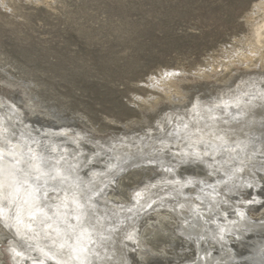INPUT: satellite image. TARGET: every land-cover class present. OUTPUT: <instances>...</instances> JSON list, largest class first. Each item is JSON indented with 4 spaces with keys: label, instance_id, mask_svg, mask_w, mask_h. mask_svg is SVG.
<instances>
[{
    "label": "rangeland",
    "instance_id": "1",
    "mask_svg": "<svg viewBox=\"0 0 264 264\" xmlns=\"http://www.w3.org/2000/svg\"><path fill=\"white\" fill-rule=\"evenodd\" d=\"M263 76L264 0H0V96L27 109L22 118L35 117V126L45 118L51 127H43L52 131L69 126L109 140L123 130L159 131L169 125V114L185 108L229 115L234 109L228 100L242 91L236 84L246 80L251 88L255 82L264 91ZM145 167V173L160 169L150 161L125 166L114 178L120 183L114 194L140 187L145 173L138 172ZM260 175L259 192L245 193L256 198L258 217L264 215ZM156 218L141 231L147 264L164 246L178 245L173 220ZM0 227L7 230H0V242L3 234L14 238L3 221ZM7 248L0 244V263L14 264Z\"/></svg>",
    "mask_w": 264,
    "mask_h": 264
},
{
    "label": "bare ground",
    "instance_id": "2",
    "mask_svg": "<svg viewBox=\"0 0 264 264\" xmlns=\"http://www.w3.org/2000/svg\"><path fill=\"white\" fill-rule=\"evenodd\" d=\"M239 82L236 86L240 87L241 93L228 100L234 113L218 115L194 107L178 113L175 110L174 114L173 111L172 114L168 112L171 117L169 125L153 131L157 133L155 135L152 128L147 130L148 127L144 128L147 131L141 128L144 132H140L141 129L118 131L109 140L97 139L79 129L77 133L71 132L69 126L52 131L44 128L51 127L45 118V121L41 120L42 126H35L32 124L34 113L28 115L33 119L22 118L27 109L23 108L24 112L18 110L0 96V177L3 171L8 170H2V165L7 168L13 165L8 156L27 163L15 175L23 179L22 188L10 190L0 179V215L17 232L15 234L10 229L14 238L6 234L1 236L0 244H7L12 255L10 261L14 264H51L50 260L55 258L62 264H147L150 258L146 261L140 255L143 223L162 215L159 220H173L171 236L178 245L168 251L164 246L162 253L159 252L161 254L153 258L154 263L151 264H230L232 252L227 250L229 248L219 250L218 246L227 241L236 243L237 238L255 230L248 221H264V215L258 217L256 198L245 196V193L256 194L261 185V175L256 170L264 172V91L255 82H251V88L246 87L250 84L245 83L246 80ZM230 90V93L233 92V88ZM23 133L31 135L20 140L18 137ZM38 133L41 135L38 136ZM84 143L95 145V148L88 149L86 155L87 146ZM104 148L110 153L102 152ZM167 150L170 151L168 154ZM96 152L106 157L102 160L94 158ZM147 153H156L159 159L142 161L160 160L162 171L158 173L160 169L153 167L152 172L145 173L149 168L141 169L138 173H145V181L139 184L140 187L137 185L133 190L131 187L123 196H116L114 189L120 186L119 179L114 180L117 179L116 174L125 166L139 162H129L131 158ZM198 162L201 166L196 164ZM183 164L188 166L181 167ZM54 166L56 174L64 180L63 185L55 182L51 170ZM71 168L77 174L70 173ZM84 169L90 172L87 177L82 173ZM193 169H196L195 174H186ZM197 173L211 176L200 178ZM32 175L37 177V186L29 181ZM39 189L45 193L42 200L34 196ZM21 191L32 199L33 210H24L20 202L15 207L13 202L16 198L10 201L9 194H20ZM101 191L102 194H98ZM234 194L238 197H233ZM95 198L105 207L102 211H94ZM46 206L52 207L48 214L44 210ZM38 211L45 217L44 222L39 224L35 223ZM137 212L141 215L132 219L138 215ZM257 227L256 230L259 229ZM0 230L7 231L2 227ZM200 238H207L208 241L201 243ZM88 242L96 244L92 245L97 247L92 248L94 257L98 258H95V263L89 258L85 262L82 257ZM215 250L217 252L213 257L211 253ZM252 250L260 251L258 247ZM153 251L149 249L146 252ZM170 251L173 257H168ZM247 252L244 254L246 257L250 254V251Z\"/></svg>",
    "mask_w": 264,
    "mask_h": 264
},
{
    "label": "water",
    "instance_id": "3",
    "mask_svg": "<svg viewBox=\"0 0 264 264\" xmlns=\"http://www.w3.org/2000/svg\"><path fill=\"white\" fill-rule=\"evenodd\" d=\"M17 134H18V132H17ZM30 135H31L30 133H23V135H20V137H18V138H20V140H21V138H23V136H25V139H26V138H29ZM97 144H98V142H97ZM84 145L87 146L88 148H95V145L91 144V143L90 144L84 143ZM107 151H109V150L104 148L102 152L106 153ZM168 152H170V151L167 150V154H168ZM27 153H30V152L27 151ZM107 153H110V151L107 152ZM86 154L87 153H85L84 155H86ZM104 156L105 155L103 153H100V152H96V154H94V158H97V159L105 158ZM157 157L158 156H157L156 153H152V154H148L147 153L145 155H138L135 158H131V160H129V162H131L133 160H139V161L141 160L142 161V159H150V158L151 159H159ZM8 160L13 165L11 167H9V168H7V166H3L2 165V167H4L2 170H4V169H8V170H6L5 172L3 171L4 174H2V177H4V178L0 177V179L9 187L10 190H12V189L18 190V189L22 188V184H23L22 180L23 179L16 178L15 175L18 172L20 173L22 171V168H24L25 164H27V163H25V160H24V162H23V160H20V161L18 159L16 160L15 157H12V156L11 157L8 156ZM171 160L178 161V160H175V158H171ZM155 163H156V165L162 166V162L160 160H155ZM46 164H48V163H46ZM196 164L201 165L199 162L196 163ZM55 166L51 169L52 170V174L54 175L55 182L60 183V184L63 185L64 180L61 177H59V175L56 174ZM183 166H184V164L181 167H183ZM69 171H70V173L72 171L73 174H77L75 170L74 171L72 170V168L69 169ZM256 172H257L258 175L262 173V171H259V170H256ZM36 179H37V177L32 175L29 178V181H31L32 183H35V185H36L37 184L36 183L37 182ZM201 186L203 187V190H204V186L203 185H201ZM23 188H25V187H23ZM102 191H103V189H102ZM102 191H101V193H98V194H102ZM24 194L25 193H23L22 191H21L20 194H15V192H14V194H9V199H10V201L12 200L11 202H13L15 200V198H16V201L13 202V205H15V207L20 202V205H22V207H24V210L27 211L29 208L33 210L32 199H28V196H26V194L25 195ZM20 195L22 197H21V199L18 200L17 198ZM34 196L36 198H38V199L41 198V200H42V198H44V196H45V193H44L43 190L39 189V190H36ZM46 196H48V195L46 194ZM96 197H97V195H96ZM233 197H238V196L234 194ZM92 200H93V196H92ZM95 200H96V198H95ZM103 208H105V207L100 205L98 203V200H96V204L94 205V211L99 210V209H101V211H102ZM44 210H47L46 212L48 214V212H50L52 210V207L46 206ZM143 210H147V209H143ZM94 213H96V212H94ZM137 214L138 215L137 216L135 215L132 219H136L137 217H139L141 215V212H137ZM35 216L38 217V219H37V221L35 223L38 222V224H39V223H43L44 222V220H45L44 218L45 217L42 214V212L38 211L35 214ZM0 218L2 219L1 215H0ZM219 218L220 217H218V219ZM2 220L7 225L9 230L11 229L15 234H17V232H16V230H15V228H14V226L12 224H10V223L7 224L6 220H4V219H2ZM72 220L75 221V218L72 217ZM248 222H249L250 226L255 228V230L247 232V234H245L244 236L240 237L239 239L237 238L238 242H236V243H234V241H230V242L227 241V243L225 242V244H222L223 246H218L219 250H221V249L225 250L226 248H229L227 250H230L232 252V257L233 258H232V262L230 264H264V247H263V245H264V221L262 222V221L253 220V221H248ZM255 224L258 225V227ZM255 226L257 228H259V229L256 230ZM199 241L202 243V242L208 241V240H207V238H203V239L200 238ZM93 244L96 245L93 242H91V243L88 242V245H86V249L83 250V252H82V254L84 253L82 255V257H84L85 262H86V260L88 258H89V260H92V261L94 260V263L98 259L96 256L94 257V250L93 249H96L97 247L96 246L93 247L92 246ZM68 245H69V243H68ZM70 247H71V245H70ZM251 247L252 248L253 247H258V249H260V251H253ZM261 248H262V250H261ZM247 251H250V254H249L248 257H246V255H244V254L248 253ZM216 252H217L216 250L213 251L211 253V255L214 257L216 255ZM95 258H97V259H95ZM49 263H51V264L52 263L53 264H62L61 262H59L55 258H53L52 261L50 260ZM95 264H97V263H95ZM129 264H130V262H129Z\"/></svg>",
    "mask_w": 264,
    "mask_h": 264
}]
</instances>
